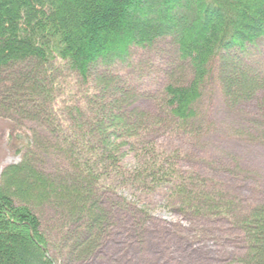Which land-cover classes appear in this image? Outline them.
Returning a JSON list of instances; mask_svg holds the SVG:
<instances>
[{
	"label": "trees",
	"instance_id": "obj_1",
	"mask_svg": "<svg viewBox=\"0 0 264 264\" xmlns=\"http://www.w3.org/2000/svg\"><path fill=\"white\" fill-rule=\"evenodd\" d=\"M263 36L264 0H0V104L41 128L0 174V264L91 258L165 212L187 222L167 231L185 242L218 239L226 223L240 264H264L262 191L245 196L246 171L202 145L198 107L220 58L228 107L261 91L264 120V79L226 55ZM164 38L181 64L149 94L155 110H130L137 94L119 83L133 54Z\"/></svg>",
	"mask_w": 264,
	"mask_h": 264
},
{
	"label": "rangeland",
	"instance_id": "obj_2",
	"mask_svg": "<svg viewBox=\"0 0 264 264\" xmlns=\"http://www.w3.org/2000/svg\"><path fill=\"white\" fill-rule=\"evenodd\" d=\"M155 45L152 48L139 50L135 56L134 54L132 56V61L137 63L136 71L139 72V74L136 72L138 76L136 83L143 88H153L161 82L163 77L171 74L172 71L175 72V68L179 65L178 52L170 38L159 40ZM226 55L236 61L240 70H246L245 64H247L251 68L253 67L254 72L258 71L264 75V36L259 38L256 43L246 46L244 51L232 50V53L230 51ZM218 64L215 60L212 63V74L206 82L200 104L203 113H207L211 120L210 128L206 131L202 145L213 153L223 156V159L234 158L236 162L234 164L247 173L244 174L245 180L240 183L245 187L241 192L245 196H252L256 191H262L259 196L264 199V129L259 124L257 107L262 92L258 91L251 100H238L242 101L238 103L240 105L233 108L228 107L227 104L225 105L224 94L219 84L220 66ZM134 69L132 67L129 69V76ZM229 90L236 93L234 86L230 85ZM147 99L145 96L139 95L137 101L129 109L155 110L154 101L150 103ZM6 105L0 104V174L7 165L21 161L26 150L23 145L31 142L35 131H41L37 122L7 110ZM126 119L122 115H116L118 122H129V119ZM132 158L134 156H131ZM223 159L221 161L224 162ZM42 210L48 220L50 213L46 208ZM110 211L113 214L112 217L117 215L113 210ZM115 220L116 217L113 221ZM178 222L187 224L178 214L172 212L158 214L148 223L145 233L137 235L136 231H129L130 234L114 236L107 244L101 246L91 258L77 261L69 256H64L61 263L240 264L238 260L244 252L243 244L239 241L237 232L226 223L215 227L219 230L218 239L214 238L213 241L194 246L189 241L185 242L167 232L174 230V224Z\"/></svg>",
	"mask_w": 264,
	"mask_h": 264
},
{
	"label": "bare ground",
	"instance_id": "obj_3",
	"mask_svg": "<svg viewBox=\"0 0 264 264\" xmlns=\"http://www.w3.org/2000/svg\"><path fill=\"white\" fill-rule=\"evenodd\" d=\"M258 41V40H257ZM256 41V42H257ZM255 42V43H256ZM156 45H154V47H155ZM216 61L217 62H220L221 63V60H220V58H216ZM220 63L218 64V66H220ZM136 61H134L133 62V64H132V68H135L131 73H130V77H129V80H128V83H126V81H122V82H120L119 84V86H120V88H128V87H130V90L132 91V93H134V94H137V95H135L136 97L138 96L139 97V95H142V96H145L146 98H148L147 100H149L150 101V103L153 101V98H149L148 96H149V94H154L155 95V97L157 96V95H160L161 94V89H162V84L163 83H161V84H157V85H155L153 88H151V89H149V88H143L142 86V88L136 83L137 82V80H136V78L138 77L137 76V73L139 74V72L138 71H136L137 70V66H136ZM179 64H181V62H179ZM245 63L243 62V65H244ZM245 67H247V69H249L250 71V73H251V76H252V78H259V79H264V75L262 74V73H259L258 71H253V67L251 68L249 65H247V64H245ZM243 68V67H242ZM112 71L114 72V73H117V71H119V69H118V67H113V69H112ZM137 72V73H136ZM220 72V71H219ZM128 73V71H126L125 72V74H127ZM174 73L175 72H171V74L169 73L167 76H166V78H168V80H170L171 79V77L174 75ZM224 74H226L227 75V71H225L224 72ZM261 74V75H260ZM165 76V75H164ZM218 78H219V84H220V88H222V84H221V80H220V74L218 75ZM125 80V79H124ZM134 80H136V81H134ZM133 82H135V83H133ZM139 82V81H138ZM206 85V84H205ZM157 86V87H156ZM205 87L206 86H204V88H203V91H202V97H201V99H200V102L198 103V105H199V109L201 110V107H200V104H201V100H202V98H203V95H204V90H205ZM222 92H223V89H222ZM137 97V98H138ZM136 98V99H137ZM137 101V100H136ZM224 102H225V105H226V100H225V97H224ZM259 102H258V104H257V107H258V115H259V118H260V120H259V124H260V126L261 127H263V125H264V120H263V114H262V111L261 110H259ZM202 111V110H201ZM203 112V111H202ZM205 113V112H204ZM207 114V113H206ZM207 117H208V120L209 121H211L210 120V118H209V116L207 115ZM103 208H105V206H104V204H102L101 205ZM125 207H127V208H124L126 211H127V213H129V216H130V219L134 222V220H136V217H134L133 216V214H135V210L132 208L131 209V211L129 212V208H130V206L129 205H127V206H125ZM106 209V208H105ZM108 211V210H107ZM151 222V221H150ZM217 225H219V223L217 224ZM217 225H216V227H217ZM217 229V228H216ZM167 231V230H166ZM115 232V231H114ZM179 234H177V235H175V236H178ZM174 237V236H173ZM187 242V241H186ZM189 242L190 243H192L190 240H189ZM201 245V244H204V243H192L191 245ZM238 262L240 263V261L238 260Z\"/></svg>",
	"mask_w": 264,
	"mask_h": 264
}]
</instances>
